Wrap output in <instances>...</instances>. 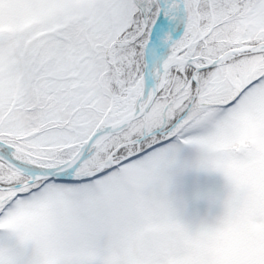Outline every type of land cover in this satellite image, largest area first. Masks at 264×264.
Masks as SVG:
<instances>
[{
	"label": "snow or ice",
	"instance_id": "6c2138e0",
	"mask_svg": "<svg viewBox=\"0 0 264 264\" xmlns=\"http://www.w3.org/2000/svg\"><path fill=\"white\" fill-rule=\"evenodd\" d=\"M0 264H264V0H0Z\"/></svg>",
	"mask_w": 264,
	"mask_h": 264
}]
</instances>
